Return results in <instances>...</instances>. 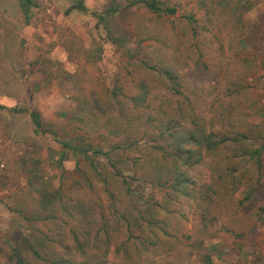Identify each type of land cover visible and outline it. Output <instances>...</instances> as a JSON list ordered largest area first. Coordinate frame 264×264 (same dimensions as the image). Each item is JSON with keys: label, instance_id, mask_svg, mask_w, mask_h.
Instances as JSON below:
<instances>
[{"label": "rangeland", "instance_id": "374dc122", "mask_svg": "<svg viewBox=\"0 0 264 264\" xmlns=\"http://www.w3.org/2000/svg\"><path fill=\"white\" fill-rule=\"evenodd\" d=\"M32 1L24 13L19 0H0V264H15L13 248L20 246L27 253V241L41 240V231L54 242L64 238L66 244L74 232L89 236L84 254L53 244L69 264H264V173L260 181L251 182L257 194L249 202L248 187L221 190L222 211L209 224L215 236L208 237L191 194L174 197L171 189L154 182L158 154L145 140L110 151L111 161L129 177L131 195L125 193L120 178L112 180L109 160L86 148L90 142L108 150L119 141L120 136L108 132L107 119L116 112L110 91L117 82L128 89L143 76L112 37L129 39L132 52L149 57L156 48L149 38L152 34L141 33L138 26L175 32L186 26L189 16L199 33L196 37L190 28V42L198 40L200 48L213 51L209 68L195 70L182 46H175L181 88L200 98L196 112L209 121L216 116L218 101L222 103L239 84L247 88L237 107L245 114L243 120L264 131V0H166L176 6V13L163 24L142 5L124 8L128 0ZM114 3L120 9L111 17L105 12ZM228 16L236 19L235 27L222 22ZM32 111L38 112L44 132L35 130ZM212 121L223 129L220 114L219 124ZM219 155L225 156L224 150ZM214 159L205 155L188 170L196 190L214 177L211 172L218 167ZM33 175L38 182H32ZM57 188L65 193V206L59 209L56 204L51 212L43 211L37 189ZM69 198L77 204L72 210ZM49 213L56 219H46ZM150 213L158 222L155 236L166 242L156 249L149 245L143 260L134 253L125 259L116 251L117 243L135 235L148 241L145 224ZM138 216L143 217L141 225ZM92 218L97 219L93 226ZM106 225L108 244L102 230ZM45 242L49 250L52 243ZM53 252L51 248L42 255L47 258Z\"/></svg>", "mask_w": 264, "mask_h": 264}, {"label": "trees", "instance_id": "16d2710c", "mask_svg": "<svg viewBox=\"0 0 264 264\" xmlns=\"http://www.w3.org/2000/svg\"><path fill=\"white\" fill-rule=\"evenodd\" d=\"M19 5L24 13H27L33 5V1L19 0ZM137 5H142L148 13L154 15L156 22L161 24L169 19V16L176 13V6L170 5L166 0H128L124 8ZM77 6L81 9L84 8L82 3H78ZM119 9L120 7L115 4L110 6L105 13H110L111 17H113ZM99 17L107 22V16ZM185 19L186 26L175 32L168 30L163 33L160 29L151 31L147 26H138L141 33L152 34L149 35V38L154 41L156 48L150 53L149 57L140 56L138 51L132 52L130 47H128L129 39L112 37L111 40L114 43L120 42V47H123L124 51H126L128 60H131L133 67L142 70L143 76L138 77L128 89L117 82L110 91V100L116 112L110 115L113 118L109 116L107 119L110 125L108 132L115 134V136H120L119 141L111 143L108 150L92 145L90 142L86 148L92 149L93 154L102 155L109 160V166L113 170L111 174L112 180L120 178L123 184L126 185L125 193L131 195L129 177L124 176L120 167H117L115 162L111 161L110 151L116 149L125 150L139 143V140H145L144 143H149L150 149L158 154L155 168L157 176L154 178V182L158 183L157 185L159 186L171 189L174 197L190 196L191 194V199H194L200 208L202 227L209 232L208 237H214L215 234L210 232L209 224H212L214 217L217 216L216 214H220L222 211L220 202L221 190L222 192H235L243 186L248 187L245 197L247 202L254 198V194H257V189L254 183L251 182L260 181L264 173V131L262 128L250 126V121L243 120L245 114L242 115L237 107L240 105L242 93H246L247 88L239 84L234 85L233 90L225 94L222 103L219 104L218 101L215 106L217 109L216 116L213 115L209 121L206 120L205 115H202L201 112H196L195 109L198 107L200 98L186 95L181 88L182 75L180 74L179 63L173 57L178 50H175V46H182L183 55L187 56L195 70L204 71L209 68L213 51L210 47L206 48L204 46L203 48L201 47V50L198 40L190 42L187 37V31L191 28L193 35L196 34V37L199 33L193 25L192 16ZM212 20L208 19L212 26H216V23ZM222 22L232 24L234 27L237 23L232 16L226 17ZM238 38L239 42L243 43L242 37ZM142 40L144 39H138L137 42L140 43ZM163 49L167 50L164 52ZM231 70L233 69L230 68ZM217 72L215 71V73ZM175 95H179L180 98H174ZM219 107H221V110H219ZM0 108H3V106L0 105ZM97 112H99V109ZM103 113L101 111V114ZM219 114L221 117L220 127H223V129L216 128L214 126L215 123L212 121L217 119L219 124ZM30 115L35 125V130L44 132L38 112L32 111ZM94 115L95 113H93ZM221 150H224L225 153L223 157L219 155ZM205 155H211L215 158L214 162L218 166L216 167L217 171H212L211 174H214V177H209L196 190L192 186L193 183L188 176V170L200 164ZM89 164L94 166V161H90ZM141 174L144 176V173ZM31 179L32 182L33 180L38 182L36 175H33ZM143 180L146 181L144 178ZM217 180H219V190L216 187ZM103 183L108 186L109 181L103 179ZM37 192L39 196L38 202L43 211L51 212L54 205L56 207V204H58L59 209L65 206V193L59 188L50 189L46 192L43 189H37ZM69 200L67 204L69 206L72 205L69 209L72 210L77 204H75L73 199L69 198ZM240 202L242 203L241 200ZM147 204L154 206L148 201ZM90 216H93V212ZM155 216V213H150L148 217H151V219H148L145 224V228L150 235H148V241L135 235L127 239V241L117 243L116 251L121 252L125 259H128L134 253L139 256L140 260H143L142 258L146 257L149 251V245H153L156 249L157 245L166 242L163 237H156L157 232L155 229L158 222ZM34 218L31 217V220ZM45 218L56 219L50 213ZM139 218V225H141L143 217L138 216ZM96 223V218H92L89 222L91 226ZM98 230L100 229H96V234H98ZM102 230L105 232V236L107 235V238H105L107 240L105 241L108 244V225L102 226ZM40 234L41 240L32 241V243L27 241V253L20 246L13 248L12 254L15 258V264H37L42 263V261L44 264H69V259L58 253L59 250L55 248L56 244H58L60 249H71L80 254H84L89 246L87 239L89 236L87 235L86 237L85 234L84 236H78L74 232L68 244L64 243V238L54 242L42 231ZM103 234L102 232L101 235ZM98 237L96 240L101 239L100 236ZM144 237H147V234ZM45 241L51 242L49 250L51 251V248H53L55 251L49 254L47 258L42 255L44 250L49 251ZM53 244H55V247Z\"/></svg>", "mask_w": 264, "mask_h": 264}]
</instances>
